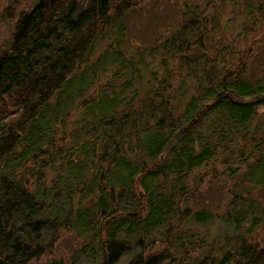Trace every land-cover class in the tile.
Wrapping results in <instances>:
<instances>
[{
  "label": "trees",
  "instance_id": "16d2710c",
  "mask_svg": "<svg viewBox=\"0 0 264 264\" xmlns=\"http://www.w3.org/2000/svg\"><path fill=\"white\" fill-rule=\"evenodd\" d=\"M137 3L16 14L0 50V264L38 260L67 232L86 239L79 255L47 264H264L253 235L195 261L180 251L217 215L195 207L202 171L234 180L218 221L245 235L264 223V0L184 2L161 41L125 53L114 39L93 60Z\"/></svg>",
  "mask_w": 264,
  "mask_h": 264
},
{
  "label": "rangeland",
  "instance_id": "374dc122",
  "mask_svg": "<svg viewBox=\"0 0 264 264\" xmlns=\"http://www.w3.org/2000/svg\"><path fill=\"white\" fill-rule=\"evenodd\" d=\"M198 0H138L137 5L127 12L122 20L120 27L111 34L112 37L105 38L97 43L95 51L91 58L94 60L103 49L107 46L108 42H114V39L119 40V45L122 50L126 52H132L136 47L149 46L155 42L161 41L168 36L178 25L182 6L184 2H197ZM33 3V0H0V50L3 44L11 36L16 21V14L22 8H28ZM5 8L11 10L7 15ZM231 14L229 11L224 13L223 22L229 18ZM221 22V23H223ZM229 32L236 33L237 27L235 21L229 23ZM228 32V33H229ZM260 34L255 37V41L261 39ZM251 38L248 43L242 46H247L251 42ZM261 41V48L259 53V62L264 63V39ZM108 69V66L105 68ZM102 78L104 76L102 75ZM100 79L101 81H104ZM73 116V115H72ZM204 182L202 185V194L199 198V204H195V207L202 205L215 212L216 218L211 223L206 225H196V229L201 236L197 239L198 243L203 245L187 244L185 247H180V251L185 250L189 261L198 260L202 257L204 252L213 250L215 254L221 253V243L225 241L227 246L234 247L242 237H249L253 235L259 244L264 245V223L253 229V233L245 235L243 231H239L237 234L231 230V228L222 222L218 221L219 215L224 214L227 210V200L232 196V192L228 191L231 187L233 179L225 178L217 180H209L212 177L206 170L202 171ZM253 196L258 198L264 197V188H258L253 192ZM264 221V219L262 220ZM84 242H87L84 237L78 236L73 232H67L58 241L54 242L50 247L51 252L44 254L38 260L31 261L29 264H47L52 258H63L64 261H69L73 255H79V247ZM155 246L156 249H163V245L160 243ZM158 247V248H157ZM178 252V249H174ZM173 253V252H172ZM175 254V253H173Z\"/></svg>",
  "mask_w": 264,
  "mask_h": 264
}]
</instances>
